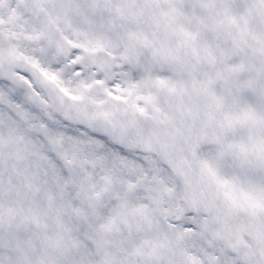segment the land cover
Wrapping results in <instances>:
<instances>
[{
  "label": "snow or ice",
  "instance_id": "obj_1",
  "mask_svg": "<svg viewBox=\"0 0 264 264\" xmlns=\"http://www.w3.org/2000/svg\"><path fill=\"white\" fill-rule=\"evenodd\" d=\"M0 264H264V0H0Z\"/></svg>",
  "mask_w": 264,
  "mask_h": 264
}]
</instances>
